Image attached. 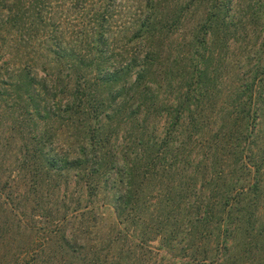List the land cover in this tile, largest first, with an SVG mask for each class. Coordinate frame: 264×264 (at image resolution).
I'll return each instance as SVG.
<instances>
[{"label":"rangeland","instance_id":"obj_1","mask_svg":"<svg viewBox=\"0 0 264 264\" xmlns=\"http://www.w3.org/2000/svg\"><path fill=\"white\" fill-rule=\"evenodd\" d=\"M229 1L226 5V0H25V32L21 33L19 29L17 46L16 35L11 36L14 39L11 42L2 44L5 48V61H2L12 66H20L21 63L35 65L37 82H46L51 91L43 95L40 101L44 119L36 120L35 125L19 117L20 109L26 107L28 102L21 101L18 104L20 101L17 103L13 100L9 85L5 89V100L0 104V264H69L73 262V253L66 255L61 252L63 234L75 249L74 255L80 257L76 264H81L84 253L89 256L93 254L92 246L100 250L95 248L100 254V261L109 258L108 264H173L176 258H184L183 248L189 243L185 240L182 226L177 225L176 228L175 223L170 224L173 232L168 236L165 246L157 239L149 244L148 249L134 248L127 251L125 248V251H121L122 247L128 245H123L117 237L119 227H116L110 207L113 198L111 193L102 189L94 203L90 204L76 189L72 178H68V187L65 176L61 180L52 178L44 184L36 183L33 182L31 168H22V163L25 148L36 149L35 137H44L48 142L52 139V144L48 143V148L44 145L43 149L62 156L70 146L66 141L76 135H85L86 131L81 126L64 127L66 124L58 119L57 106L66 104V88L68 86L71 89L76 85V75L81 77L89 71V48L99 39L101 49L109 57L114 53L134 57L141 54L142 59L152 44L156 57L153 66L155 85L162 88L164 101L170 105L194 101L192 93L188 98L186 94L191 89V76L196 73L193 80L197 78L199 83L206 84L201 90H209L201 98L197 94L196 99L217 104L208 113L211 119L217 121L214 131L220 125L227 130L231 127V103L236 96V88L241 85L253 86L254 80L259 82L263 100L257 97L259 124L256 135L259 138L257 144H263L260 139L264 137V0ZM217 6L224 7L218 16L222 18L219 19L221 22L224 18L226 26L220 29L209 24ZM29 7L36 8L37 19L27 13ZM151 8H155L153 17ZM33 24L37 25L40 34L38 31H28V25ZM150 25L152 33L148 34L146 27ZM40 35L50 37L52 50L59 49L63 56L78 53L84 48L83 53L88 55L85 62L81 66L79 62L58 61L43 43L44 46L41 45V41L47 39H42ZM32 41L35 44L32 45ZM84 43L90 47H82ZM12 58L16 62L10 60ZM135 62L140 64L139 60H132V63ZM108 64L104 75L123 70L125 63L117 61L113 64L111 61ZM134 79L135 75L128 77L126 83L132 84ZM90 82L94 84L93 80ZM56 92L57 97L54 98ZM98 95L107 103L114 96L108 87L99 90ZM125 96L128 105H132L130 97H133V92ZM123 102V98L112 99V103L121 105ZM121 120V115L117 114L113 123H105V129L110 128L112 133L117 131ZM152 120L163 128V120L155 119L154 116ZM134 135L133 125L129 124L121 131L119 142L115 141L116 148L121 149L123 139H130ZM197 141L198 138L194 137L190 143V161L185 159L177 167L168 168L169 181L171 185L174 183L170 198L175 201L167 207L171 216L180 211H176L177 204L187 199L194 202L214 199V182L218 177L213 172L211 162L203 155L204 147L201 148ZM254 151L257 153V147ZM40 165L42 174L45 170L42 167H46V164L42 162ZM221 174L220 177L225 179L217 180V186L225 187L229 178L242 183L246 181L239 167L234 164L223 169ZM260 179L264 186V164ZM58 182L62 185L60 188ZM33 183L37 185L35 188H32ZM38 187L42 188V193H39L37 207L38 203L34 204V198L37 197L34 189ZM156 188H159L157 183L152 184L141 197H151V191ZM88 205L95 206L94 213L85 212ZM260 207L261 215L258 214L254 226L250 227L252 220L242 222L237 236L230 241L231 254L239 253L241 246L248 244L250 264H264V199ZM76 209L79 210L77 214L74 211ZM138 237L143 235L138 233ZM167 243H172L175 250L171 251ZM237 260L230 258L227 264H241Z\"/></svg>","mask_w":264,"mask_h":264},{"label":"trees","instance_id":"obj_2","mask_svg":"<svg viewBox=\"0 0 264 264\" xmlns=\"http://www.w3.org/2000/svg\"><path fill=\"white\" fill-rule=\"evenodd\" d=\"M0 2V7L3 6L0 8V104L2 100L3 102L5 100V89L9 85L13 100L17 103L20 101L18 104L21 101L28 102L26 107L20 109L19 117L35 125L36 120L44 119L40 101L43 100V95L49 94L51 88L46 82H37L34 75L35 65L21 63L20 66H12L9 62H4L5 48L2 44L11 42L14 40L11 36L16 35L15 45L17 46L18 37H20L19 29L21 33L25 32L26 3L25 0H0ZM229 3L230 1L226 0V5ZM223 8V6L216 7L215 13L209 20L211 27L216 26L220 29L226 26L224 18L221 22L222 18L218 16ZM27 13L37 19L38 13L35 7H29ZM153 13L155 8L152 9L151 17L154 16ZM22 22L23 24H20ZM152 25L146 27L148 34L152 33ZM27 29L35 33L38 31L36 24L28 25ZM37 33L40 34L39 31ZM40 36L42 39H47L41 41V45L44 44L58 61L79 62L82 66L88 56L83 53L84 48H81L78 53L63 56L59 53V49L52 50L53 44L50 43V37ZM92 40L93 38L89 45H92ZM31 43L35 44L33 41ZM100 44V39L93 47L87 43L83 44L82 47L88 45L89 53L91 51L89 55L91 65L87 66L89 71L81 76L82 78L76 75V85L74 84L71 89L68 86L66 88L64 97L66 104L57 106L58 119L66 124L64 127L81 126L86 131L85 135H76L66 141L65 143L70 146L62 156L43 149L45 146L48 148V143L52 144V139L48 142L47 138L45 141L44 137H35L33 140L36 141L34 143L37 147L36 149L35 147L25 148L22 168H31L33 182L37 181L36 183L44 184L50 182L52 178L61 180L62 176H65L64 181L68 187V178H72L77 186L76 189L87 198L90 204L94 203L102 189L111 193L113 198L110 201V207L116 227H119L117 237L123 245L125 243L126 246L128 245V248L122 247L121 251H125L123 250L125 248L127 251L134 248L148 249L149 244L157 239L161 245L165 246L169 240L168 236H171L173 232L170 230V224L175 223L174 227L177 228L178 225L184 228L185 240L189 244L183 248L184 258L174 257L176 261L173 264H227L230 258L238 259L237 261L241 264H250L251 258L247 253L248 244L244 243L239 253L231 254L230 241L237 236L242 222L252 220L250 227H253L255 219L258 220V214L261 215L260 205L264 199V186L260 176L261 167L264 164V143L258 145L259 138L256 135L259 124L257 97L260 101L263 100L261 84L254 80L253 86L257 84L256 89L250 85L237 87L236 96L231 103L233 108L231 127L227 130L220 125L219 129L214 131L217 121L211 119L208 113L217 104H208L201 99H196L197 94L201 98L209 92L207 88L201 90L205 83H199L197 78L193 80L196 73L191 76V85H189L191 89L186 94L188 98L192 93L194 101L170 105L164 101L162 88L155 85L153 66L156 57L152 44L148 46L142 59H140L141 54L134 57L114 53L109 57L101 49ZM10 60L16 62L13 58ZM132 60H139L140 64L132 63ZM111 61L113 64L117 61L125 63L123 70L104 75ZM133 75L135 79L128 85L126 78ZM90 80H93L94 84H91ZM105 87H108L114 95L112 99L123 98L124 102L121 105L112 103V99L110 103L105 102V99L98 95L99 90ZM130 91L133 92V97H130L133 104L129 106L125 101L127 99L125 94H129ZM243 96L247 98L243 100ZM117 114L121 115V125L112 133L110 128L105 129V123H113ZM153 116L155 119L163 120L162 129L155 121H151ZM129 124L133 125L135 135L130 139L124 138L123 143H120L122 148L117 149L115 141L119 142L121 131L125 130ZM194 137L198 138V145L201 148L204 147L203 155L211 162L213 172L218 177L217 180H224V177V179L220 177L223 169L233 164L239 167L248 179L244 178L246 181L242 183L243 181L229 178L225 187L217 186V180H215L214 199L196 202L187 199L177 204L176 211L177 209L180 211L175 216H171L170 212H167V207L173 205L175 201L170 198L174 183L171 185L169 181L168 168L177 167L185 162V159L190 161L192 155L189 156V146ZM260 140L264 142V137ZM255 147H257V153L254 151ZM42 162L46 164V167H42V170H45L41 174L40 163ZM36 183L32 184V188L37 186ZM154 183H157L159 188L151 191L153 195L141 197L146 188ZM57 185H59L58 188L62 186L60 183ZM34 190L38 197V200L37 197L34 198V204L38 203V207L39 193H42V188L38 187ZM95 210V206L88 205L85 212L91 214ZM74 211L77 214L79 210ZM172 219L173 221L170 222ZM138 233H141L143 237H138ZM62 236L61 252H65L66 255L72 252L73 262L69 264H76L80 257L74 255L76 251L69 239L64 234ZM110 238L113 240V237ZM167 245L171 251L175 250L172 243ZM95 248L98 250L97 246L91 247L93 254L90 256L88 253L83 254L85 256L81 259V264H108L109 258L106 257L105 261H100V254L95 251Z\"/></svg>","mask_w":264,"mask_h":264}]
</instances>
